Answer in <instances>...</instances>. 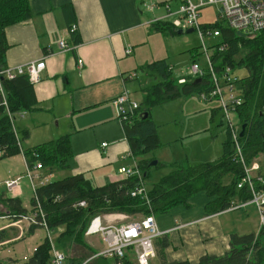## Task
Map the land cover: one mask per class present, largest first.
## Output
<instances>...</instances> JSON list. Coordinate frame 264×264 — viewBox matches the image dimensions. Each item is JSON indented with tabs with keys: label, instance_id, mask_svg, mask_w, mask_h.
Masks as SVG:
<instances>
[{
	"label": "crops",
	"instance_id": "crops-1",
	"mask_svg": "<svg viewBox=\"0 0 264 264\" xmlns=\"http://www.w3.org/2000/svg\"><path fill=\"white\" fill-rule=\"evenodd\" d=\"M175 1L31 0L32 17L6 29L11 44L7 52L9 67L41 59L46 63L38 81L33 82L38 104L34 110L25 112L21 117L24 124L18 127L28 129L29 138L32 135L29 127L39 128L47 135H55L45 138L47 141L70 133L74 158L69 169L53 172L44 167L38 169L34 164L30 168L32 180L27 175L29 165L23 153L0 159V196L19 198L30 213L35 188L42 185L45 178L49 182L58 174L69 171L70 175L84 174L94 185L122 179L118 170L130 165V156L134 153L126 137L124 124L121 122V127L117 120L113 101L123 91L125 75L135 69L129 55L134 54L135 46L146 44L151 36L159 32L149 22L166 15L169 10L177 11L178 7H172ZM149 5L154 7L150 8ZM67 6L71 7H68L71 9L68 10L71 11L69 17L63 10ZM74 24L77 30L69 31ZM63 39L70 49L61 48L60 41ZM128 46L133 47L130 54L126 52ZM79 59L83 60V66H79ZM209 110L211 122L220 116L219 124L226 125L229 135L227 123L215 108V103ZM197 127L201 129L205 124ZM105 142L108 144L103 147L102 143ZM257 157L262 160L263 170L264 158L262 155ZM114 164L116 170L112 168ZM7 180L17 182L8 187ZM205 203L203 215L179 214L174 217L173 224L161 228L166 233L156 239L155 245L156 249H161L158 241L164 236L170 239V244L164 248L168 261L188 260L195 263L204 254L223 255L230 249L231 233L248 234L256 231L246 232L244 226L240 228L233 219L223 216L234 210L226 209L206 215ZM5 211L6 207L0 200V213ZM116 215L119 214L103 215V223H110ZM9 227H14L12 222L5 217L0 218V229H6L8 237ZM63 229V226L59 227V233ZM17 234L0 243V261L5 264L23 263L24 256H31L48 233L45 228L39 227L30 235ZM87 236L91 235H86V239ZM12 244L13 249H10ZM7 245V249L3 248ZM84 252L69 253L67 256L81 261L91 255ZM151 264H161L157 255L151 259Z\"/></svg>",
	"mask_w": 264,
	"mask_h": 264
},
{
	"label": "trees",
	"instance_id": "trees-1",
	"mask_svg": "<svg viewBox=\"0 0 264 264\" xmlns=\"http://www.w3.org/2000/svg\"><path fill=\"white\" fill-rule=\"evenodd\" d=\"M68 7L70 6L63 7V10L69 17L71 11L68 10H71V7ZM32 15L31 0H0V71L8 66L7 52L11 47L6 29L30 19ZM211 25L220 27L221 34L216 42L224 46L223 50L215 52V60L220 64H231L234 68L239 65L248 69L247 76L241 77L239 82L244 99L239 115L241 122L247 123L243 147L245 159L251 163L258 159L257 155L264 158V30L248 34L220 23ZM152 26L156 31L175 29L168 21L155 22ZM194 60L197 58L192 61ZM143 69L148 74L155 75L158 81L142 89L143 101L135 113L124 120L126 137L137 160L161 145L157 126L151 118V108L185 94L197 93L204 88L202 82L195 84L194 80L179 83L178 79L172 77L171 65L165 58L147 63ZM0 77L8 103V107L3 105L0 93V159L23 153L30 168L40 161L49 172L69 169L74 158L70 133L26 148L23 142L29 138V130L17 127V132L14 131L9 112L16 116L19 112L34 110L38 104L29 76L21 74L12 79L3 75ZM17 135L22 149L19 147ZM150 161H138L144 178L149 175ZM172 166L167 175L148 189L149 201L140 195H130V190L138 184L135 177L94 185L84 174L78 173L38 186L31 203L35 208L37 199L40 201L51 231L64 227L58 234L56 244L62 249L71 242L89 247L85 235L90 222L96 216L168 213L177 205L192 207L190 200L199 193L207 195L205 213L211 215L228 209L233 201H246L252 196L248 187H238L244 174L243 165L233 151L230 135L224 141L221 157L216 160L198 164L176 162ZM262 171L264 176V160ZM228 174L232 175V179L225 183L224 177ZM0 200L6 207L5 213H0V217L4 216L10 222L29 214L19 198L0 196ZM83 200L87 203L85 206L80 205ZM39 227L41 226L30 225L26 234H33ZM256 235L257 231L248 234L233 232L227 252L223 255L204 254L195 263L188 260L168 261L164 248L170 244V239L166 236L158 241L161 249L157 248L156 251L161 264H264V230ZM7 239L6 229H0V243ZM51 259L52 246L46 237L29 259L21 264H51ZM71 259L80 263L79 259ZM114 259L117 263L118 259ZM123 263L136 264L128 257L123 259ZM0 264L5 263L0 261ZM88 264L110 263L108 258L99 256Z\"/></svg>",
	"mask_w": 264,
	"mask_h": 264
},
{
	"label": "built area",
	"instance_id": "built-area-1",
	"mask_svg": "<svg viewBox=\"0 0 264 264\" xmlns=\"http://www.w3.org/2000/svg\"><path fill=\"white\" fill-rule=\"evenodd\" d=\"M181 4L177 11L169 10L166 15L155 18L149 23L159 21H168L175 28L187 30L194 28V31L199 35L202 46L203 59L200 61L194 60L191 63L189 75L179 77V83H186L201 78L203 87L196 93L197 97L205 102L215 103V108L220 111V114L227 123L229 135L233 142V151L239 157L243 165V176L238 187L246 186L249 188L252 196L246 201H233L227 210H233L237 207L253 205L256 207L260 216V227L257 235L261 230H264V176L262 171V164L260 159L248 163L244 155V147L242 137L240 135L242 122L239 115L240 107L244 99L242 97V88L239 86L240 76L236 74L235 68L231 64H220L214 58L216 51H221L224 46L217 44L216 40L221 34V29L218 26H212L201 22L200 10L210 5H218L219 11L217 13L216 23L225 22V26L236 31L245 32L248 34H255L264 30V0H180ZM150 8L154 6L149 5ZM223 25V24H222ZM77 25L74 24L70 28L71 32L76 31ZM60 46L63 50H68L70 47L66 40L60 41ZM127 54L132 52V47L128 46ZM79 66H83L82 59L78 60ZM45 60L31 61L17 67L6 66L0 71V75L9 79L15 78L17 75L27 74L32 82L38 81L41 71L45 68ZM172 69V66H171ZM137 76L135 72H130L124 77V88L122 93L113 101L116 114L120 121L124 124V120L131 117L136 109L140 106L130 90L126 87V81L134 79ZM0 93L2 96V103L8 107L7 98L3 84L0 77ZM26 111L19 112L16 115L23 116ZM264 112V109H263ZM10 117L13 122L14 131L17 132V125L15 122L16 116L10 112ZM19 147L22 149V143L17 135ZM108 143H102L103 147ZM132 164L122 166L118 173L122 178L135 177L138 179V184L135 188L130 190V195H140L145 200L148 199V189L144 182V173L138 164V160L134 154L131 153ZM36 168L41 169L42 163L38 161L35 164ZM27 175L33 179V173L30 167L27 170ZM16 180H7L8 187L16 184ZM44 183L48 179L43 180ZM43 183V184H44ZM37 188V187H36ZM35 188V190H36ZM85 200L80 202L81 206H85ZM131 215L119 214L108 224H104L102 216H96L90 222L86 235L99 234L101 239L105 242L106 247L90 255L87 259L81 260L80 263L71 259L65 252L53 244L51 239V230L48 226L44 209L37 199L35 208L31 212L24 215L22 218L14 220L13 226L20 229L21 235L24 233L27 223L40 225L47 231V237L52 246L51 264H88L93 258L103 256L106 258H117V264H124L125 257L131 258L136 264H151V259L156 257L155 241L159 237L165 235L166 231L159 228L155 214L149 213L142 215L141 218L117 224L116 221H124ZM0 218H4L0 217ZM117 219V220H116ZM37 248V247H36ZM35 248V249H36ZM34 249V250H35ZM34 252V251H33ZM30 256H24V261H27Z\"/></svg>",
	"mask_w": 264,
	"mask_h": 264
},
{
	"label": "rangeland",
	"instance_id": "rangeland-1",
	"mask_svg": "<svg viewBox=\"0 0 264 264\" xmlns=\"http://www.w3.org/2000/svg\"><path fill=\"white\" fill-rule=\"evenodd\" d=\"M180 4L181 1L176 0L172 7L174 9L178 7L179 9ZM218 11V5H210L202 8L200 10L202 14L200 17L201 22L206 24L216 23ZM221 23L226 24L225 22ZM159 58H165L172 66L173 78L179 79V77L188 76L193 58H197L200 62L203 59L199 35L195 31L178 34L171 31L170 28H166L165 30L156 32L150 37L146 44L135 46L134 54L132 53V55H129V59L135 66L133 72H135L137 76L134 79H129L126 83V87L132 92L133 97L139 101V103L142 102L144 98L142 89L152 86L158 81L155 75L148 74L143 68L147 63ZM136 59L138 60V63ZM235 72L238 76L244 77L247 76L248 69L236 65ZM213 105L214 103L212 102L200 100L196 93H194L191 95L185 94L178 99L174 98L163 104L154 105L151 108V118L157 124L161 145L153 148L148 153H145L143 157L138 159V161L145 159L146 161L158 160L159 162L158 164L151 166L149 175L144 178L147 189L167 174L173 168L172 165L176 162L198 164L221 157L224 148L223 141H226L228 138V133L226 131V125L219 124L221 120L220 116L217 117L215 122H211L209 108ZM21 117L22 116L20 115H16L15 122L17 127L20 124H24ZM117 120L122 127L120 119L117 118ZM203 124H205V127L197 129V126ZM29 128L31 129L32 135L28 141H24V146L26 148H32L47 141L45 138H53V136H55L47 135L45 132H41L39 128ZM245 136L242 137V142H244ZM261 161L262 160L260 159V162ZM132 163L133 162L131 161L130 165ZM112 168L116 170V164H114ZM63 173L58 174L54 180L70 175L69 171ZM96 177L97 175L94 176L95 180ZM231 179L232 175L228 174L224 177V182L228 183ZM207 199L208 197L206 194L199 193L191 198L190 203L192 204V207L187 208L183 205H178L174 207L170 213L156 215L159 228L161 229L166 225L173 224L174 217L179 214L191 213L192 216L198 214L203 215L204 203ZM233 210L234 211L224 214L223 216L225 218L233 219L238 225H240V228L244 226L243 229H245L246 232L258 230L260 227V216L255 206L252 205L246 209L239 206ZM141 216V214L131 217L129 216L128 219H125L123 222L118 221L117 224L133 221L141 218ZM24 226V233H27L29 225L25 223ZM42 231L45 232V230ZM19 232L21 233L18 227H9L8 238L17 236V233ZM58 233L59 230L51 232V239L54 245L57 244ZM87 239L85 235V240L88 242L87 244L89 247L83 246V248L81 245L79 246V244L71 242L66 248L61 249L59 246L58 248L67 255H69V253L82 254L83 251H85L84 253L87 255H90L94 250L99 251L106 247L105 242L101 239L99 234L87 236ZM7 247L8 245L3 248L7 249ZM9 248L13 249V244L10 245ZM17 256L20 257V255ZM0 258H2V255ZM108 259L110 264H117L114 258L109 257Z\"/></svg>",
	"mask_w": 264,
	"mask_h": 264
},
{
	"label": "water",
	"instance_id": "water-1",
	"mask_svg": "<svg viewBox=\"0 0 264 264\" xmlns=\"http://www.w3.org/2000/svg\"><path fill=\"white\" fill-rule=\"evenodd\" d=\"M174 33H178V34H184V33H191V32H194V28H189L187 30H183V29H179V28H175L173 30ZM201 81V78H197L194 80V83H199ZM146 116H148V113H146ZM247 123H243L242 124V128H241V132H240V135L241 137H244L246 135V132H247ZM158 164V160H155V161H151L149 163L150 166H154ZM146 174V173H145Z\"/></svg>",
	"mask_w": 264,
	"mask_h": 264
},
{
	"label": "clouds",
	"instance_id": "clouds-1",
	"mask_svg": "<svg viewBox=\"0 0 264 264\" xmlns=\"http://www.w3.org/2000/svg\"><path fill=\"white\" fill-rule=\"evenodd\" d=\"M72 27V26H71ZM77 30V29H76ZM69 31H70V29H69ZM75 32V31H74ZM79 64V63H78ZM123 81H124V79H123ZM128 81V80H127ZM127 81H126V83H127ZM33 83V82H32Z\"/></svg>",
	"mask_w": 264,
	"mask_h": 264
}]
</instances>
